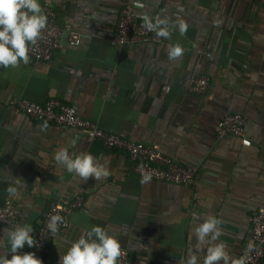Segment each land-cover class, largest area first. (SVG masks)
Returning a JSON list of instances; mask_svg holds the SVG:
<instances>
[{
    "label": "crops",
    "instance_id": "1",
    "mask_svg": "<svg viewBox=\"0 0 264 264\" xmlns=\"http://www.w3.org/2000/svg\"><path fill=\"white\" fill-rule=\"evenodd\" d=\"M39 2L53 6L59 26L79 30L83 41L70 47L65 34L50 62L0 67V202L14 201L18 225L30 224L35 236L51 202L83 196L46 264H60L71 243L96 225L119 239L133 264H180L196 244L195 226L208 216L224 221L220 240L230 254L244 256L253 245L251 216L264 207V0ZM128 5L141 15L179 16L188 32L174 31L161 44L115 46L119 13ZM177 42L185 53L169 61L168 46ZM194 76L210 78L205 95L189 91ZM51 98L75 106L106 131L158 145L178 163L197 167L195 187L141 184L125 152L73 129L32 121L18 108L21 99ZM230 113L247 117L244 137L218 136L219 121ZM62 147L101 162L109 158L111 175L83 183L56 164L54 154ZM16 177L24 186L10 198L6 189ZM4 229H14L0 226V254L11 259ZM32 248L25 245L20 253Z\"/></svg>",
    "mask_w": 264,
    "mask_h": 264
},
{
    "label": "built area",
    "instance_id": "2",
    "mask_svg": "<svg viewBox=\"0 0 264 264\" xmlns=\"http://www.w3.org/2000/svg\"><path fill=\"white\" fill-rule=\"evenodd\" d=\"M44 14L48 16V25L43 38L37 45L32 46L30 62L47 63L53 60L62 47L63 37L67 35L70 47H79L83 38L79 30L70 25L64 29L57 23V11L50 4L44 6ZM143 21L133 5L120 10L115 32L111 42L115 46H139L145 44H161L164 39L154 32L142 27ZM211 57L210 54L207 55ZM211 87V80L207 76H194L189 85V91L196 95H205ZM18 108L29 119L35 122L52 123L60 127L70 128L87 136L92 141H99L108 150L125 152L134 163V172L139 178L150 173L151 181L194 188L197 182L198 168L178 163L165 155L158 145H145L125 136L109 132L95 122L89 120L75 106L56 98L45 103L21 99ZM248 119L241 113H230L218 123V136L244 137ZM84 198L78 196L74 201L65 203L53 201L43 214L42 224L35 232L37 246L32 248L38 258L46 264L51 253V245L56 238L48 229V221L52 215H61L65 223L59 226V232L70 227L72 215L82 207ZM20 211L12 200L0 202V226L14 229L19 224ZM251 230L253 245L247 251L246 264H264V207L258 209L251 216ZM123 264H133L130 253L125 250ZM245 255V254H244Z\"/></svg>",
    "mask_w": 264,
    "mask_h": 264
},
{
    "label": "clouds",
    "instance_id": "3",
    "mask_svg": "<svg viewBox=\"0 0 264 264\" xmlns=\"http://www.w3.org/2000/svg\"><path fill=\"white\" fill-rule=\"evenodd\" d=\"M141 19L143 28L167 40H171L173 32L177 30L181 36H185L190 27L179 16L172 20L168 16L152 17L145 13L141 15ZM47 25L48 16L44 14L39 0H0V67L17 68L21 63L28 64L32 46L37 45L43 38ZM184 53L185 48L179 42L169 44L167 52L169 61L180 59ZM70 143L74 146L77 141L73 140ZM54 160L59 167L75 174L83 183L90 178L100 181L111 175L110 159L103 158L101 162L100 158L91 153L81 152L77 155L70 153L67 147H62L55 152ZM151 179V174L145 173L140 182L146 184ZM22 180L16 177L15 183L7 187L6 192L10 198L21 195L19 189L24 186ZM192 216L194 220L199 219L196 213H192ZM64 223V217L52 215L47 227L56 235L59 226ZM223 223L222 219L208 216L203 223L196 225L193 230L196 244L189 248L186 259L180 264H200V253L205 250L202 264H246L247 252L240 258L233 257L228 245L220 240L224 234L221 227ZM3 231L10 243L12 256L9 259L6 253L0 254V264H43L34 252L20 253L25 245L30 248L37 246L30 224L17 225L14 230ZM125 255L119 239L111 235L107 228L96 225L71 243L67 252L61 255L60 264H123Z\"/></svg>",
    "mask_w": 264,
    "mask_h": 264
}]
</instances>
